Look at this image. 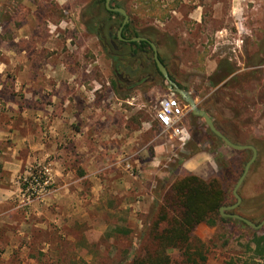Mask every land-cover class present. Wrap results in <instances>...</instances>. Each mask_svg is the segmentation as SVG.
Wrapping results in <instances>:
<instances>
[{
	"label": "rangeland",
	"instance_id": "obj_1",
	"mask_svg": "<svg viewBox=\"0 0 264 264\" xmlns=\"http://www.w3.org/2000/svg\"><path fill=\"white\" fill-rule=\"evenodd\" d=\"M216 1L113 0L126 8L131 31L161 35L162 56L173 76L221 132L237 145L257 149L258 157L239 191L242 203L234 212L259 225L264 220V0H222L221 11L214 7ZM200 4L201 24L189 17ZM173 6L178 7L176 15L170 14ZM101 11L102 0H0V85H8L0 93V112L28 106L23 89L14 88V64L31 63L37 69L59 60L72 67L83 64L89 67L88 76L98 80L87 86L92 107L100 95L103 102L99 111L91 107L93 117L127 123V137L134 139L137 130L141 140L134 157L105 148L95 159L81 147L119 146L121 135L116 128L112 136L104 130L99 138L89 133L80 140L77 162L60 167L53 154L42 155L23 143L22 119L10 113L12 128L0 136V264L126 263L134 254H144L162 199L184 174L218 179L228 192V203H236L233 191L252 152L224 146L176 94L184 105L188 135L183 140L163 133L155 115L159 101L172 92L155 70L153 51L146 48L132 57L128 46L111 41L122 62L132 60L133 68L141 70L133 80L141 82L136 91L121 84L108 57L111 51L106 53L88 30V18ZM169 15L167 23L155 20ZM111 19L115 36L123 16ZM215 62L237 71L229 86H224L227 81L217 85L210 80ZM49 103L51 97L42 101L43 106ZM34 132L37 143V127ZM41 166L51 170L49 185L28 191L24 180ZM254 232L263 234L264 226L243 229L217 220L216 226L201 224L196 240L206 244V264H245L251 258L248 246ZM171 255L177 258L179 253Z\"/></svg>",
	"mask_w": 264,
	"mask_h": 264
},
{
	"label": "crops",
	"instance_id": "obj_2",
	"mask_svg": "<svg viewBox=\"0 0 264 264\" xmlns=\"http://www.w3.org/2000/svg\"><path fill=\"white\" fill-rule=\"evenodd\" d=\"M222 6V0H217L214 3V7H219L220 11ZM203 8L204 6L200 4L198 9L189 14V17L201 24L204 18ZM177 9V6L171 7L170 14L174 13L176 15ZM170 17L171 15L166 20H163L157 16L155 20L167 23V19ZM16 66L14 64L13 67H10L16 73V76H14V88L16 91L20 87L23 89L24 100L28 102V106L26 103V106L21 111L12 109V112L10 109L9 111L0 112V136L7 132L9 133L11 130L13 123L10 119L12 117L10 113H15L14 116H20L22 119V128L26 129L25 135L22 137L23 143H27L28 147L32 150L42 151V155L49 156V154H53L56 165H60V167L77 162L81 148V150L90 152V157L95 159L99 157V152L105 148L109 153L110 148L121 150V152L129 154L128 157H134L137 154V145L141 143L139 131L134 130V139H131L127 137V123H123L112 117H93L94 113L90 110L93 97L92 92L87 91V86H91V84L95 85V83H98V80L93 76H88L90 73L89 67L83 64L79 65V67L78 65L72 67L61 60L48 63L46 67L41 69H37L31 63H25L21 65L22 67ZM210 69L214 71V74L218 69V64L215 62L214 67H210ZM80 70H82V73L79 72ZM175 82L177 84L180 83L177 82L176 78ZM180 84L185 87L184 84ZM7 86L1 84L0 93ZM93 92H97V89ZM46 97H51L49 106L42 105V101ZM101 99V95L97 97V101L94 103L92 109H96V111L103 109V102H100ZM32 103H39L42 108L40 106L39 108H34L31 106ZM120 114L122 115L123 113ZM36 127L39 138L37 143L34 134ZM115 128L118 130V134L121 135V137L118 136L121 145L111 144V147L102 146V144L99 146L93 143L90 146L87 144L85 147H79L81 138H87L89 133H98L95 137L99 138V133L104 130V132H108L112 136L111 134L116 133ZM133 149L135 151L131 153ZM101 161L102 159H98L97 163ZM0 191H3V189L1 188Z\"/></svg>",
	"mask_w": 264,
	"mask_h": 264
},
{
	"label": "trees",
	"instance_id": "obj_3",
	"mask_svg": "<svg viewBox=\"0 0 264 264\" xmlns=\"http://www.w3.org/2000/svg\"><path fill=\"white\" fill-rule=\"evenodd\" d=\"M102 2L105 3L106 0H102ZM112 7L126 9L124 6L115 3H112ZM117 15L119 13L108 11L105 6L104 13L101 11L96 16H90L87 21L89 32L99 39L106 53L109 50L111 51V53H108V57L112 60L121 59V55L115 51L114 45L111 43L112 40H116L121 46H128L132 54H139V52L146 48L153 51L147 42L126 44L119 40L118 33L114 36L110 23L112 22L111 18ZM159 17L162 18L161 16ZM122 23L120 22L117 25L118 31ZM131 30L132 26L130 22L124 28L123 38L140 37V34ZM143 35L147 36L148 39L157 45L160 60L169 70L170 67L162 56L163 45L160 39L161 35L155 32L152 35ZM154 66L157 74L165 80L159 72L155 61ZM236 72L235 68L231 65L222 64L218 66L217 71L210 80L217 85L227 81L224 85L227 87L236 80L233 77ZM170 77L175 81L173 75L170 74ZM178 85L180 88L187 90L180 83ZM215 125L218 128L216 123ZM218 129L223 132L221 128ZM219 140L221 139L219 138ZM223 145L228 147L224 142ZM24 187L26 188V185ZM228 200V192L218 179L206 181L194 174H184L165 193L158 215L150 227L149 234L152 241L145 247L144 254L143 252L134 254L131 258L132 260L123 264H206V244L196 240V230L201 224L216 226L217 220H219V222L225 224L233 222L243 229L250 228L242 221L222 216L220 209L232 206L228 203ZM235 210L231 211V214H235ZM172 251H178L179 256L173 258L171 255ZM248 252L251 254V258L245 264H256V260H264V233L259 235L257 232H254L248 246Z\"/></svg>",
	"mask_w": 264,
	"mask_h": 264
},
{
	"label": "water",
	"instance_id": "obj_4",
	"mask_svg": "<svg viewBox=\"0 0 264 264\" xmlns=\"http://www.w3.org/2000/svg\"><path fill=\"white\" fill-rule=\"evenodd\" d=\"M111 3H112V0H106L105 4H106L107 10L111 11V12L119 13L124 18L123 23H122V25L118 31L119 40L124 41L125 39L123 38L122 34H123L125 26L127 24H129V22H130V16H129L128 12L126 11V9H124V8H113L111 6ZM137 41H145V42H148L150 44V46L152 47L153 52H154V61L157 65V68L169 84L168 89L171 92L177 94L182 99V101L185 103V105L191 109L192 114L194 116L204 119L207 126L211 130V132L213 134H215L218 138H220L224 142V144L227 145L228 147H230L231 149H233L235 151H240V152L247 151V150L252 151V153H253L252 158L246 164L244 172H243L242 176L240 177V179H239V181H238V183L235 186L234 191H233V195L236 199V203L232 206H229V207H222L220 209V211H221L222 216H224V217H229V218H233L235 220L242 221L245 224H247L249 227L253 228L254 230H260L264 226V220L259 225H257L255 223H253L252 221H249L248 219L241 217L239 215L224 214V211H233V210L237 209L240 206V204L242 203V198L240 196L239 191H240V188L242 187L244 181L246 180V178H247V176L251 170V167L253 166V164L255 163V161L258 157L257 149L251 145H237V144L233 143L228 137H226L221 131H219L217 129L213 119L211 118V116L207 113V111L199 108L198 104L196 103L195 98L191 95V93L187 90L180 88L179 85L170 78V75H169L167 68L165 67V65L160 60L157 45L155 43L150 42L145 37H136V38H133L130 40V42H137Z\"/></svg>",
	"mask_w": 264,
	"mask_h": 264
},
{
	"label": "built area",
	"instance_id": "obj_5",
	"mask_svg": "<svg viewBox=\"0 0 264 264\" xmlns=\"http://www.w3.org/2000/svg\"><path fill=\"white\" fill-rule=\"evenodd\" d=\"M184 116V105L175 93L172 92L170 97L159 101L155 119L163 133H170L184 140L188 135L184 127ZM50 181L51 170L46 166L38 167L29 180H24L28 191L34 190L33 187L43 188L49 185Z\"/></svg>",
	"mask_w": 264,
	"mask_h": 264
},
{
	"label": "flooded vegetation",
	"instance_id": "obj_6",
	"mask_svg": "<svg viewBox=\"0 0 264 264\" xmlns=\"http://www.w3.org/2000/svg\"><path fill=\"white\" fill-rule=\"evenodd\" d=\"M106 3V2H105ZM112 3L114 4L113 0H112ZM112 3H111V6H112ZM106 6V4H105ZM147 34V33H146ZM140 37H145L148 39L147 36L145 35H140ZM125 40L122 41L123 43H126V44H131L132 42H130L131 39L133 38H124ZM150 42H152L150 39H148ZM137 42H142V41H137ZM145 42V41H144ZM148 43V42H147ZM153 43V42H152ZM154 53V52H153ZM133 56L132 57H136L134 56V54H132ZM123 59V58H122ZM122 59L118 58V59H114L112 60L113 63H115V75L118 77V79L120 80V83L124 84L125 86H128L129 88L128 89H137L136 86L140 85V83H134L133 80L136 79L140 74H141V70L140 68H137V69H134L133 68V65L131 64V61L130 62H122ZM137 60V58H136ZM139 60V59H138ZM124 61V60H123ZM128 63V64H127ZM170 67V66H169ZM168 70V69H167ZM169 72V75H173L171 69L169 68L168 70ZM171 78V77H170ZM166 80V79H165ZM174 81V80H173ZM133 82V83H132ZM175 82V81H174ZM177 95V94H176ZM178 96V95H177ZM179 97V96H178ZM180 98V97H179ZM185 104V103H184ZM224 217V216H223ZM229 218V217H228Z\"/></svg>",
	"mask_w": 264,
	"mask_h": 264
}]
</instances>
